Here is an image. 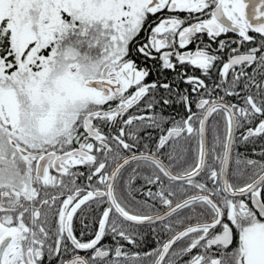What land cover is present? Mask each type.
Instances as JSON below:
<instances>
[{"label": "snow or ice", "instance_id": "6c2138e0", "mask_svg": "<svg viewBox=\"0 0 264 264\" xmlns=\"http://www.w3.org/2000/svg\"><path fill=\"white\" fill-rule=\"evenodd\" d=\"M0 264H264V0H0Z\"/></svg>", "mask_w": 264, "mask_h": 264}]
</instances>
